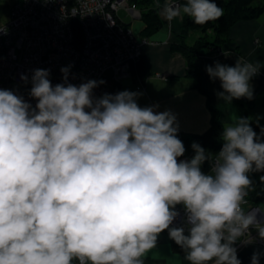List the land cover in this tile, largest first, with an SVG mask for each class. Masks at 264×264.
<instances>
[{
  "label": "clouds",
  "instance_id": "clouds-1",
  "mask_svg": "<svg viewBox=\"0 0 264 264\" xmlns=\"http://www.w3.org/2000/svg\"><path fill=\"white\" fill-rule=\"evenodd\" d=\"M160 15L203 26L224 9L212 0H165ZM260 67L239 57L235 66L216 62L206 72L230 104L254 98L250 80ZM69 68L55 86L50 70H33L35 107L0 89V264H145L164 230L190 264H241L234 244L253 243L250 228L264 240L257 220L264 210L242 207L253 187L248 174L264 172V128L257 135L251 118H239L224 125L217 154L193 142L195 155L178 160L185 146L175 114L140 107L138 92L97 98L93 89L105 82L73 85ZM206 161L211 174L201 170ZM177 205L187 234L170 227ZM259 258L254 252L251 264Z\"/></svg>",
  "mask_w": 264,
  "mask_h": 264
},
{
  "label": "built area",
  "instance_id": "built-area-1",
  "mask_svg": "<svg viewBox=\"0 0 264 264\" xmlns=\"http://www.w3.org/2000/svg\"><path fill=\"white\" fill-rule=\"evenodd\" d=\"M73 8L74 16L69 14ZM121 8L132 18L140 17L128 0H15L8 21L0 24L7 29V34L0 32V89L12 90L35 107L37 101L29 95L33 70H50L48 78L55 86L64 83L61 68L70 66L68 83L79 86L103 80L93 95L111 94V85L130 77L143 47L153 43L149 37L138 38L120 20ZM22 74L28 77L27 83L21 80ZM206 165L211 169L209 162ZM245 201V211L259 210L246 197ZM175 210L179 215L170 227L187 231L183 205ZM250 235L253 243H261ZM242 240L234 244L237 250L244 245Z\"/></svg>",
  "mask_w": 264,
  "mask_h": 264
},
{
  "label": "crops",
  "instance_id": "crops-1",
  "mask_svg": "<svg viewBox=\"0 0 264 264\" xmlns=\"http://www.w3.org/2000/svg\"><path fill=\"white\" fill-rule=\"evenodd\" d=\"M165 0H154L159 14ZM183 3L184 0H179ZM118 11L120 20L128 26L139 38L142 35L143 23L140 17L132 18L130 15L122 17ZM163 19V26L151 34L149 43L143 47L142 60L146 66L144 79L131 75L120 81L121 91L138 92L137 98L140 107L158 105L157 112L170 110L176 116L178 130L188 132H202L209 124V104L217 109L223 124L233 123L240 117L238 102L247 98L233 99L230 104L218 98L217 93L222 92L219 79L212 80L206 72V66H214L216 62L235 66L239 57L245 60L261 64L259 74L250 80L253 89V97L256 98L255 106L250 110V118L255 121L264 119V104L261 96L264 95V13L259 17L236 22L230 30L229 41L212 52L199 55L195 58V66L201 75V84L206 94L196 86L197 80L186 74V59L178 52L171 50V45L180 40L182 20L179 18L171 22ZM202 32L191 31L186 37L187 43H192ZM190 39V40H189ZM225 53L228 55L226 56ZM257 135L260 133L256 132ZM264 141V136H261ZM208 153L217 154L212 150ZM178 160H189L178 158ZM205 174H211V169L205 165L201 167ZM181 205H177L179 209ZM264 222V216L260 218ZM250 233L258 237L255 228H250ZM254 252L260 253L259 264H264V240L261 243L244 244L237 250V257L241 264H251ZM75 264V262H74ZM145 264H190L184 259V252H175L171 248L170 238L164 230L158 237L156 248L145 257Z\"/></svg>",
  "mask_w": 264,
  "mask_h": 264
},
{
  "label": "trees",
  "instance_id": "trees-1",
  "mask_svg": "<svg viewBox=\"0 0 264 264\" xmlns=\"http://www.w3.org/2000/svg\"><path fill=\"white\" fill-rule=\"evenodd\" d=\"M219 7L224 9V15L217 21L208 22L200 26L194 21L185 16L182 20L180 40L171 45V50L180 53L187 63L186 74L194 77L197 80L196 86L199 90L206 94V91L201 84V75L195 66V58L199 55L212 53L218 50L221 45L229 41L230 30L232 26L242 20H249L259 17L264 13V0H212ZM128 3L134 5L140 11V19L143 23L141 30L145 37L158 31L164 24L160 17L158 8L154 5V0H128ZM200 31L202 34L198 36L192 43L186 42V37L191 31ZM146 74V66L142 58H140L131 67V75H136L140 79H144ZM121 92V84L113 83L111 85V94ZM262 104H264V95L261 96ZM256 98L238 102V110L241 118H250V110L255 106ZM210 119L208 126L202 132H188L178 130L177 136L185 146V153L182 157L191 159L195 152L191 145L193 142L198 143L206 152L212 150L218 153L223 145L222 132L223 124L220 120L219 112L215 107L209 104ZM250 126L255 132L261 133V128H264V119L257 123L250 119ZM207 161L201 166L204 167ZM253 180V187L248 192L246 198L252 205H258L264 210V181L260 180V176L264 172H251L248 174ZM168 233V230H165ZM185 234L187 231L185 230ZM171 248L175 252H184L173 240L170 239Z\"/></svg>",
  "mask_w": 264,
  "mask_h": 264
},
{
  "label": "rangeland",
  "instance_id": "rangeland-1",
  "mask_svg": "<svg viewBox=\"0 0 264 264\" xmlns=\"http://www.w3.org/2000/svg\"><path fill=\"white\" fill-rule=\"evenodd\" d=\"M14 2L15 0H0V24H3L8 21L10 7ZM120 10H121L120 14L123 18L126 17L127 15H130L124 8H121ZM130 17L132 16L130 15Z\"/></svg>",
  "mask_w": 264,
  "mask_h": 264
},
{
  "label": "water",
  "instance_id": "water-1",
  "mask_svg": "<svg viewBox=\"0 0 264 264\" xmlns=\"http://www.w3.org/2000/svg\"><path fill=\"white\" fill-rule=\"evenodd\" d=\"M259 210H262L258 205H255Z\"/></svg>",
  "mask_w": 264,
  "mask_h": 264
}]
</instances>
